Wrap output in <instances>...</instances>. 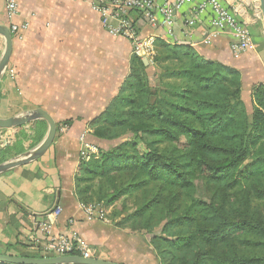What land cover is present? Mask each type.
I'll list each match as a JSON object with an SVG mask.
<instances>
[{
	"label": "trees",
	"instance_id": "1",
	"mask_svg": "<svg viewBox=\"0 0 264 264\" xmlns=\"http://www.w3.org/2000/svg\"><path fill=\"white\" fill-rule=\"evenodd\" d=\"M154 45L157 83L149 84L147 66L134 55L118 93L88 124L96 138L127 132L133 138L127 148L100 150L79 161L77 200L93 201L90 179L124 174L118 185L104 184L101 207L122 208L130 194L141 192L142 204L116 225L147 233L160 226L149 241L160 264H264V204H253L264 202V84L252 87L249 115L238 69L205 58L192 44L156 37ZM13 130L0 163L7 152L37 145L45 124ZM161 144L173 151L161 152ZM195 179L214 189L209 202L195 195ZM154 183L159 187L149 196L147 187Z\"/></svg>",
	"mask_w": 264,
	"mask_h": 264
},
{
	"label": "crops",
	"instance_id": "2",
	"mask_svg": "<svg viewBox=\"0 0 264 264\" xmlns=\"http://www.w3.org/2000/svg\"><path fill=\"white\" fill-rule=\"evenodd\" d=\"M104 1L17 0V12L9 17L0 0V25L21 26L12 35V50L0 78V117L42 108L56 123L54 140L40 157L0 172V253H42L49 237L75 235L91 257L120 264H160L143 236L108 219L88 218L74 194L82 142L96 148L105 140L93 136L88 124L116 96L134 57L131 42L112 35L102 23L95 5ZM220 2L251 35L250 45L238 54L231 49L229 31L208 38L207 17L192 28L184 26L189 4L177 12L170 36L162 26L146 25L142 35L192 44L205 58L238 69L241 101L251 115L252 87L264 84V17L258 0ZM3 50L0 36V57ZM36 122H43L46 132L44 120L25 125L34 127ZM13 131L0 128L1 156ZM7 153L10 158L22 152Z\"/></svg>",
	"mask_w": 264,
	"mask_h": 264
},
{
	"label": "built area",
	"instance_id": "3",
	"mask_svg": "<svg viewBox=\"0 0 264 264\" xmlns=\"http://www.w3.org/2000/svg\"><path fill=\"white\" fill-rule=\"evenodd\" d=\"M4 4L9 17L16 14L17 0H4ZM185 4L190 5L184 16L186 28L194 27L203 21V17H207L208 38L229 31L233 37L230 46L235 54L244 51L250 45L251 35L245 24L238 20L232 10L220 0H105L100 6L95 5V7L100 12L102 23L108 32L128 39L132 44L133 54L141 59L146 58L148 65H151L155 55L154 42L158 36L142 35V27L162 26L170 36L176 14ZM20 28L21 26L12 23L9 26L11 35L17 34ZM80 139L82 140V137ZM95 150L92 144L82 142L79 150L80 160H89ZM82 206L88 218L104 219L99 206L95 210L90 205ZM42 226L46 228V224ZM41 252L43 255L51 256L76 252L85 257L89 256L86 245L75 235L51 236L42 246Z\"/></svg>",
	"mask_w": 264,
	"mask_h": 264
},
{
	"label": "water",
	"instance_id": "4",
	"mask_svg": "<svg viewBox=\"0 0 264 264\" xmlns=\"http://www.w3.org/2000/svg\"><path fill=\"white\" fill-rule=\"evenodd\" d=\"M258 1L262 16L264 17V0ZM0 36H2L4 39V50L0 57L1 78L3 72L6 69L12 50V35L8 27L0 25ZM141 60L145 66L148 65V60L146 58H142ZM36 120H44L47 124V130L41 141L30 150L19 154L16 158L0 163V172L18 165L25 164L40 157L50 147L56 133L55 121L50 116V114L42 108H34L14 116L0 117V128H14ZM0 262L13 264H120L91 256L85 257L78 254L53 255L35 258L0 253Z\"/></svg>",
	"mask_w": 264,
	"mask_h": 264
},
{
	"label": "rangeland",
	"instance_id": "5",
	"mask_svg": "<svg viewBox=\"0 0 264 264\" xmlns=\"http://www.w3.org/2000/svg\"><path fill=\"white\" fill-rule=\"evenodd\" d=\"M260 16L261 15V11H260ZM159 70L156 67L155 64H151V65H147V70H146V74H147V79L150 85H154L157 83V77L156 74H158ZM8 132V131H7ZM0 137L3 138L4 137V133H0ZM133 138L132 134L130 133H124L123 135L112 139V140H104V143L101 145H96V150L94 151V154H92L91 157H97L100 150H111L114 147H121V148H127L128 147V142ZM127 146V147H126ZM30 150V149H29ZM158 150H160L161 152H172V146L169 144H161L158 146ZM28 151V150H27ZM18 156V155H17ZM17 156L14 157H10L7 158L5 161L7 160H12L14 158H16ZM259 170L260 168L257 167ZM125 176L124 174H115L109 178H102V179H90V181L88 182V185H86L89 189V191L92 192V196H93V201L87 203L86 205H90L94 210L97 208V206H99L103 212V217L104 219H108L111 220L115 225L117 222H119L124 216H127L129 213H132L133 210L135 208H137L138 206H140L142 204L143 201V194L141 192H136L133 194L129 195V198L126 201V204L120 208V207H116V205H113L112 207H110L107 210H103V208L101 207V203L100 200L103 196L104 193V184H111V185H118L120 183V181L122 179H124ZM195 184H196V192L195 195L204 200L209 202L212 198V193H214V189L212 187L207 186L202 180L200 179H195ZM159 187V184H151L149 185L148 188V192H149V196H152L155 194V191L157 190V188ZM240 186L238 185V181L235 182V188L234 190H239ZM253 204L254 205H258V206H262L264 204L263 201L260 200H253ZM189 212V211H188ZM190 214V212L188 213ZM102 219V220H104ZM117 226V225H116ZM130 232H134L140 236H143L144 240L146 241H150V238L153 235H159L160 234V226H158L157 228H155L152 232L147 233L143 230H133L131 228ZM43 254V253H40ZM49 255V254H47Z\"/></svg>",
	"mask_w": 264,
	"mask_h": 264
}]
</instances>
